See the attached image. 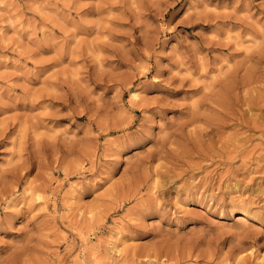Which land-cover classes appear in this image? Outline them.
I'll return each instance as SVG.
<instances>
[{
  "label": "rangeland",
  "instance_id": "374dc122",
  "mask_svg": "<svg viewBox=\"0 0 264 264\" xmlns=\"http://www.w3.org/2000/svg\"><path fill=\"white\" fill-rule=\"evenodd\" d=\"M250 251L264 258V0H0V264Z\"/></svg>",
  "mask_w": 264,
  "mask_h": 264
},
{
  "label": "bare ground",
  "instance_id": "6f19581e",
  "mask_svg": "<svg viewBox=\"0 0 264 264\" xmlns=\"http://www.w3.org/2000/svg\"><path fill=\"white\" fill-rule=\"evenodd\" d=\"M37 198H40V197H37ZM234 212H237L236 213V219H239L240 218V219L244 220V218L252 217L251 214H250V212L247 209H236V210H234ZM256 222H260V220L256 219ZM240 261H242L243 263H246L245 261H252V262L254 261L255 263L264 264V258L259 253L255 254V253H252V251H250L249 254H246L244 256H241L239 258V262L237 261V262L232 263V264H239V263L241 264Z\"/></svg>",
  "mask_w": 264,
  "mask_h": 264
}]
</instances>
